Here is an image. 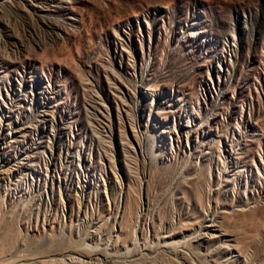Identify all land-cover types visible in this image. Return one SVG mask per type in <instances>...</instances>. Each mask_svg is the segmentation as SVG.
Returning a JSON list of instances; mask_svg holds the SVG:
<instances>
[{
	"label": "rangeland",
	"instance_id": "obj_1",
	"mask_svg": "<svg viewBox=\"0 0 264 264\" xmlns=\"http://www.w3.org/2000/svg\"><path fill=\"white\" fill-rule=\"evenodd\" d=\"M0 264H264V0H0Z\"/></svg>",
	"mask_w": 264,
	"mask_h": 264
}]
</instances>
